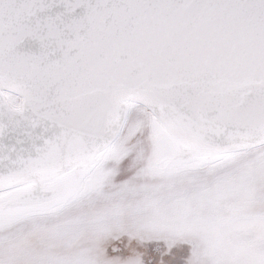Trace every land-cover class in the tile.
Segmentation results:
<instances>
[{
  "label": "snow or ice",
  "instance_id": "obj_1",
  "mask_svg": "<svg viewBox=\"0 0 264 264\" xmlns=\"http://www.w3.org/2000/svg\"><path fill=\"white\" fill-rule=\"evenodd\" d=\"M0 264H264V0H0Z\"/></svg>",
  "mask_w": 264,
  "mask_h": 264
}]
</instances>
